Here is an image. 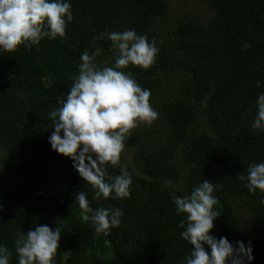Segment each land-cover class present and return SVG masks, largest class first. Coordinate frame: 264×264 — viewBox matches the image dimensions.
<instances>
[{
	"label": "trees",
	"instance_id": "trees-1",
	"mask_svg": "<svg viewBox=\"0 0 264 264\" xmlns=\"http://www.w3.org/2000/svg\"><path fill=\"white\" fill-rule=\"evenodd\" d=\"M200 1L210 18L182 17L175 33L167 0H70L64 37L0 51V244L12 252L10 264H18L17 232L41 224L62 228L54 264H186L192 246L180 235L185 214H177L175 198L204 180L215 185L220 213L210 234L234 245L251 241L250 264H264V192H250L237 177L264 162V131L251 127L264 92V0ZM128 29L159 49L149 68L123 69L150 90L158 117L132 129L120 162L107 165L109 176L121 166L131 173L130 196L95 199L72 160L51 148L48 114L70 89L85 50H100L99 66L114 65L118 50L94 37ZM176 77H186L180 93L163 94L160 86ZM80 191L93 209H122L119 227L105 234L83 220ZM240 209L247 235L237 228Z\"/></svg>",
	"mask_w": 264,
	"mask_h": 264
},
{
	"label": "clouds",
	"instance_id": "clouds-1",
	"mask_svg": "<svg viewBox=\"0 0 264 264\" xmlns=\"http://www.w3.org/2000/svg\"><path fill=\"white\" fill-rule=\"evenodd\" d=\"M72 20L70 0H0V51L14 52L21 45L31 49L44 38H62ZM105 37L118 50L114 65L102 67L96 63L99 49L81 54L78 74L72 77L70 89L58 101L60 106L48 114L52 122L48 142L53 150L72 160L79 176L95 189V199H123L130 196L131 173L121 166L119 175L109 176L107 165L120 162L132 129L158 117L150 104V90L142 88L133 74L123 69L129 65L149 68L159 49L154 39L138 35L135 29L105 31L94 39ZM256 84L259 87L261 81ZM256 104L257 114L251 127L264 131V92L258 95ZM237 177L246 182L250 192H264V162L250 164L247 176ZM214 191L215 185L204 180L189 194L175 198L177 214H185L180 221L184 229L180 235L192 246L186 264H250L254 259L251 241L247 246L243 241L234 245L224 236L217 239L210 234L214 220L220 216L214 210ZM75 198L82 219L91 220L98 232L108 234L110 229L119 227L122 209H93L83 191L77 192ZM61 232L60 226L48 224L18 231L14 241L18 264H54ZM11 256L9 248L0 244V264H10Z\"/></svg>",
	"mask_w": 264,
	"mask_h": 264
},
{
	"label": "rangeland",
	"instance_id": "rangeland-1",
	"mask_svg": "<svg viewBox=\"0 0 264 264\" xmlns=\"http://www.w3.org/2000/svg\"><path fill=\"white\" fill-rule=\"evenodd\" d=\"M169 3V12H168V19L166 20L167 23L171 24L172 30L175 32V26L178 24V20L182 17L185 18H192L195 21L206 23V21L212 15V11L209 9L207 4L200 0H167ZM178 27H176L177 30ZM176 33V32H175ZM183 79V80H182ZM186 77L184 78H173L170 80L169 83H163L160 87H164L162 93L165 95H169L174 92H179L182 90L185 84ZM159 87V88H160ZM179 89V91H177ZM2 151H0V154ZM132 162H135L133 159ZM6 160L3 158V155H0V177L6 171ZM135 165L134 163H132ZM138 170V169H137ZM237 228L238 230L247 235L250 233L249 227L247 226V217L244 210L240 209L237 211Z\"/></svg>",
	"mask_w": 264,
	"mask_h": 264
}]
</instances>
